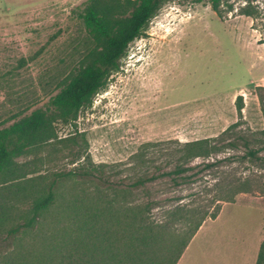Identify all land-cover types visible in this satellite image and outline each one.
<instances>
[{"label":"rangeland","instance_id":"rangeland-1","mask_svg":"<svg viewBox=\"0 0 264 264\" xmlns=\"http://www.w3.org/2000/svg\"><path fill=\"white\" fill-rule=\"evenodd\" d=\"M86 1L0 0V127L14 120L15 111L44 104L55 81L78 65L81 57L74 49L81 48L85 32L77 13ZM229 2L235 9L220 17L205 1H166L128 44L107 86L80 111L76 129L60 124L54 144L17 158L27 164L26 176L61 174L78 164L81 154L80 160L89 156L107 164L114 184H129L138 175L172 168L175 140L215 137L237 121L235 133L224 140L237 139V148L191 159L187 181L156 180L147 195L137 190L130 198L118 197L117 206L124 200H153L158 203L151 216L159 218L180 202L213 208L217 202L211 201L228 191L227 184L247 182L250 191L220 201L217 217L202 223L181 264H249L242 253L248 255L258 231L264 235V168L244 156L245 140L264 154V88H258L264 87V0H252L258 10L254 18L238 12L242 0ZM239 94L244 104L240 118ZM75 132L82 137L79 146L66 140ZM145 142L158 143L141 149ZM228 154L237 157L204 166ZM218 179L221 187L213 185ZM13 184L0 181V203L11 208L14 218V204L22 210L28 203L14 201ZM71 186L96 188L91 181H68L66 187ZM4 235L0 258L14 247L13 241L2 240Z\"/></svg>","mask_w":264,"mask_h":264},{"label":"trees","instance_id":"trees-1","mask_svg":"<svg viewBox=\"0 0 264 264\" xmlns=\"http://www.w3.org/2000/svg\"><path fill=\"white\" fill-rule=\"evenodd\" d=\"M166 1L169 0H87L77 13L85 32L81 48L74 49L81 57L78 65L55 81V90L44 104L15 111L14 120L0 127V181L14 180V201L23 199L28 203L22 210L14 204V218L11 208L0 203V235L5 234L2 240L14 243L10 252L0 258V264H177L202 223L217 217L220 201H233L238 193L250 191L247 182L236 180L227 184L224 195L211 201L217 202L213 208L180 202L159 218L151 216L158 203L153 200H124L120 208L117 206L118 197L130 198L137 190L147 195L149 184L156 180H168L173 185L187 181L190 174L186 173L193 167L188 164L191 159H207L237 148V139L225 142L238 126L237 121L215 137L175 140L177 148L171 156H176V161L172 168L157 175H138L125 185L111 181L107 164H96L89 156L80 160L81 154L76 158L80 162L61 174L26 176L27 164L17 161L20 156L54 144L60 124L76 129L80 111L90 107L95 94L107 86L128 44L140 36ZM194 1L207 2L220 17L235 9L229 0ZM237 10L252 18L258 14L252 0H242ZM261 103L264 111L263 100ZM243 105L239 94L235 99L239 118ZM79 138L82 137L75 132L66 140L79 146ZM157 143L145 142L141 149ZM244 143V156L264 168L260 148L250 147L248 140ZM136 156L142 159L144 154L136 152ZM235 157L228 154L204 166L230 162ZM68 181H91L96 188L77 190L66 187ZM213 185L221 187L223 181L218 179ZM23 239L31 241L25 244ZM255 264H264V238Z\"/></svg>","mask_w":264,"mask_h":264},{"label":"crops","instance_id":"crops-1","mask_svg":"<svg viewBox=\"0 0 264 264\" xmlns=\"http://www.w3.org/2000/svg\"><path fill=\"white\" fill-rule=\"evenodd\" d=\"M263 237H264V235H262V233L260 231H258V238L256 239L254 246L252 245L250 251L248 252V255H246L245 252L242 253L244 256H247V257L242 258L243 262L249 263V264H255L256 263V258H257L259 246H260L261 241L263 240ZM183 257H184V252L182 253L177 264H181Z\"/></svg>","mask_w":264,"mask_h":264}]
</instances>
